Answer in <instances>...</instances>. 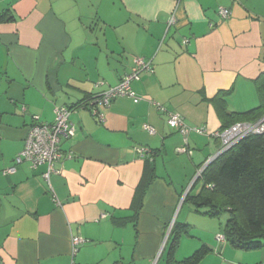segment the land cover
<instances>
[{"label": "crops", "instance_id": "0c3cea01", "mask_svg": "<svg viewBox=\"0 0 264 264\" xmlns=\"http://www.w3.org/2000/svg\"><path fill=\"white\" fill-rule=\"evenodd\" d=\"M3 14L13 18L0 21V264H166L176 222L191 227L177 260L206 245L200 264H264V249L219 242L220 222L184 202L222 150L215 134L261 104L264 0H0ZM135 58L154 69L133 82L138 98L101 108L104 123L74 109L50 182L46 165L3 173L35 116L51 124L57 107L116 87ZM172 113L203 132L186 143ZM74 237L85 241L76 256Z\"/></svg>", "mask_w": 264, "mask_h": 264}, {"label": "trees", "instance_id": "16d2710c", "mask_svg": "<svg viewBox=\"0 0 264 264\" xmlns=\"http://www.w3.org/2000/svg\"><path fill=\"white\" fill-rule=\"evenodd\" d=\"M6 16L0 15V21ZM12 18L7 16L6 20ZM257 86L260 106L246 113H236L223 130L238 122H256L264 116V75L258 79ZM94 99L68 108L89 109ZM149 155L153 160L155 154L151 151ZM199 181L203 185L199 195H188L184 202L193 204L197 213L217 219L220 234L235 249H264V135L249 136L218 156L204 169ZM190 229L188 224L175 223L168 239L166 264H200L212 251L203 245L189 257L177 260L175 254L181 239L190 235Z\"/></svg>", "mask_w": 264, "mask_h": 264}, {"label": "built area", "instance_id": "2783aa9c", "mask_svg": "<svg viewBox=\"0 0 264 264\" xmlns=\"http://www.w3.org/2000/svg\"><path fill=\"white\" fill-rule=\"evenodd\" d=\"M219 14L222 20H227L231 17V11L227 8H220ZM176 15H172L169 21V28L176 25ZM184 44H188L189 40H184ZM134 70L126 74L121 83L116 87L110 88L101 95L95 97L93 101L89 103V109L93 116L100 123H104L105 115L101 112V108L109 107L116 99L129 97L138 98L136 92L133 90V82L140 79L143 72L154 73L152 62L145 58H135ZM158 107H160L158 105ZM74 113V109H70L65 106L57 107L55 110V120L49 124L39 120V117H34L33 125L25 140L24 149L16 156L14 165L4 170L5 175L14 174L17 171V166L24 163H28L32 168H38L39 166L46 165L47 171L44 175L46 180L50 182V177L53 174H59L60 172L55 168V165L63 159L61 150V143L64 139H69L74 136L75 128L71 121V117ZM168 124L171 128L180 132L186 140L187 135L191 132L202 133V129L190 127L186 124L183 117L179 113H172L168 120ZM150 134H154L155 130L150 126H145ZM264 135V117L256 122H238L227 129L221 130L215 134V137L220 139L223 143L220 153L208 161V163L197 173L195 181L201 178L204 169L214 161L218 156L230 150L233 146L239 143L241 140L253 136ZM136 151L142 157L150 154V150L147 148H136ZM188 150L185 149L184 152ZM191 154V152L189 151ZM219 242H225V237L222 234L217 235ZM85 241L81 237H74L72 239L73 256H76L79 251V246ZM72 264H77L75 261Z\"/></svg>", "mask_w": 264, "mask_h": 264}]
</instances>
